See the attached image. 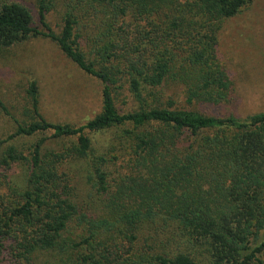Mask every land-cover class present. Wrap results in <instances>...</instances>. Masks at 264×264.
<instances>
[{
	"label": "trees",
	"instance_id": "obj_1",
	"mask_svg": "<svg viewBox=\"0 0 264 264\" xmlns=\"http://www.w3.org/2000/svg\"><path fill=\"white\" fill-rule=\"evenodd\" d=\"M55 2L64 6L58 34L46 23ZM250 2L36 0L37 28L29 9L0 0V49L48 39L102 86L100 113L76 127L47 121L29 82L27 121L0 140V173L26 168L0 182V255L14 264H264V113L207 117L177 104L178 94L185 106L228 101L216 34ZM85 19L93 30L83 45ZM122 92L135 110L117 109ZM0 112L10 116L1 99ZM104 133L108 145L88 136ZM26 139H35L27 156L15 146ZM49 140L70 144L55 153ZM120 142L129 158L114 173ZM76 164L96 216L71 194L63 168Z\"/></svg>",
	"mask_w": 264,
	"mask_h": 264
},
{
	"label": "rangeland",
	"instance_id": "obj_2",
	"mask_svg": "<svg viewBox=\"0 0 264 264\" xmlns=\"http://www.w3.org/2000/svg\"><path fill=\"white\" fill-rule=\"evenodd\" d=\"M25 6L31 12L34 26L40 28L37 20L36 0H11ZM46 15V23L58 34L64 6L55 2ZM82 44L91 38V23L85 19L81 23ZM215 55L218 64L230 82V96L227 102L220 104H198L185 106L181 94L177 95L179 108L195 110L204 116L226 117L232 115L238 119L264 113V0H251L238 15L221 22L216 34ZM31 81H36L40 93V112L49 122L81 126L93 119L101 111V84L82 75L48 39L31 37L26 41L7 49H0V99L10 116L0 112V140H5L14 132V121H27L24 111L27 109L26 89ZM115 105L121 113L137 108L126 92L115 97ZM127 128V127H126ZM50 134L38 136L48 138ZM94 145L103 146L113 138L110 133L89 135ZM35 139L17 141L15 146L27 156ZM69 142V141H68ZM68 142L49 140L46 148L55 153L68 147ZM126 145L120 142L112 157L118 161L113 166L114 173L121 169L129 157ZM81 165L63 169L69 174L68 185L71 194L78 198L82 212L96 216L99 204L91 202L86 195L88 185L82 179ZM26 173V168L14 166L9 172L0 173V182L4 186L16 183ZM114 177V176H112ZM164 241V237L161 236ZM0 264H14V261L2 251ZM264 262V253L262 255Z\"/></svg>",
	"mask_w": 264,
	"mask_h": 264
}]
</instances>
